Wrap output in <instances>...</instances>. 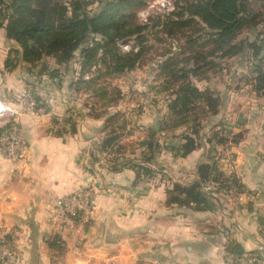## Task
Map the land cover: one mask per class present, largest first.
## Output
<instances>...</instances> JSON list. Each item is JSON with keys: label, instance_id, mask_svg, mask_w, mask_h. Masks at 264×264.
Segmentation results:
<instances>
[{"label": "crops", "instance_id": "0c3cea01", "mask_svg": "<svg viewBox=\"0 0 264 264\" xmlns=\"http://www.w3.org/2000/svg\"><path fill=\"white\" fill-rule=\"evenodd\" d=\"M14 51L21 49L1 29L0 98L18 105L17 99L29 93L34 71L23 61L15 70H6ZM74 65L60 79L49 78L38 89L47 113H26L20 118L21 137L28 145L24 162L8 159L0 144V230L13 237L19 264H225V253L234 244L245 253L264 246L260 101L223 106L200 133L201 147L187 156L182 148L184 135L193 133L191 124L170 130L168 114L158 119V111L148 110V116L133 121L143 132H132L123 153L113 155V160L108 153L107 160L113 163L108 165L98 160L109 116L92 113L91 102L75 85L79 68ZM71 110L82 113L80 125L75 131L70 125L56 129L54 120ZM152 127L160 132L161 149L154 163L146 164L143 158L149 152L138 143ZM214 129L229 143L209 142ZM238 135L242 138L234 144L232 136ZM214 162L221 172L241 180L243 193L223 192L216 183L213 211L184 203L175 185L194 184L200 166ZM133 165L149 168L153 175L137 174ZM89 185L97 189L92 216L67 228L54 216L57 201Z\"/></svg>", "mask_w": 264, "mask_h": 264}, {"label": "trees", "instance_id": "16d2710c", "mask_svg": "<svg viewBox=\"0 0 264 264\" xmlns=\"http://www.w3.org/2000/svg\"><path fill=\"white\" fill-rule=\"evenodd\" d=\"M93 2L95 3L96 0H0V30L5 29L7 37L21 48V52L12 53L13 55L6 63V70H15L22 61L39 68L43 61L49 62L54 59L58 66L50 68L46 65L43 75H48L54 80L60 79L65 73L63 68L75 59L80 47L91 35H96L101 36L102 39H93L85 47L82 53L83 67L92 65L99 51L102 50L106 65L112 67L114 73L124 74L137 67L143 50L141 49L138 54L120 55L114 47L117 40L134 38L143 45L147 30L165 25L176 27L179 32L189 27L197 28L196 34H205L209 37V41L197 47L193 55L184 59L186 63L193 64L192 67L178 68L179 62L172 59L161 63L159 75L165 80L164 90L178 88L174 91L177 99L173 102L172 109L176 110L182 106V113L186 115L182 119L171 118L168 128L170 130L191 124L188 114L202 100L209 105L214 102L212 99H207L205 92L192 82L193 78L204 76L205 66L211 65L207 62L209 56L205 55L203 46L208 44L214 46L213 51L209 53L210 56H215L217 53L225 57L238 55L242 51L234 41L249 25L246 16L248 0H179L174 14L163 18L159 16L148 26L138 24L136 18V12L146 7L145 0H104L101 12L91 14L88 7ZM174 34V30L169 31V35ZM199 41L191 37L189 43L198 45ZM198 49L201 51H197ZM255 49L258 56L264 47H255ZM257 68L255 91L264 97V64ZM30 93H32L31 90ZM35 99L38 103H42L39 97ZM221 107L214 106V109L208 107V113L215 116L220 112ZM112 118L108 119V123L112 121ZM69 125L71 130L75 131L76 124L72 120ZM159 133L155 128H149V137L141 144L149 152L143 158L146 164H153L156 152L161 149L157 141ZM198 133L193 131L191 135H184L186 143L182 148L183 156L201 147ZM3 134L4 131L1 130L0 136ZM241 138V135L232 136L231 140L234 144H238ZM118 139V136H111V133L107 132L105 142L100 149L105 150L114 145ZM209 142L225 146L229 140L223 137L221 131L214 129L212 140ZM123 151L111 149V154L117 155ZM92 159L97 161L95 155ZM133 167L137 168V174L143 171L147 176L153 175V171L149 168L139 165H133ZM113 169L119 171L118 168L113 167ZM158 173L163 174V170L158 169ZM198 175L199 181L194 184L186 187L175 185L174 189L180 193V197L184 198V203L195 204L200 210L215 209L214 191L206 192L203 189L209 182L217 183L220 190L226 193L233 191L243 193L244 191L241 180L235 174L227 176L221 172L216 162L200 166ZM232 253L242 260L251 257L255 252L245 253L240 245L234 244Z\"/></svg>", "mask_w": 264, "mask_h": 264}, {"label": "rangeland", "instance_id": "374dc122", "mask_svg": "<svg viewBox=\"0 0 264 264\" xmlns=\"http://www.w3.org/2000/svg\"><path fill=\"white\" fill-rule=\"evenodd\" d=\"M103 1L104 0H96L95 3L93 2L94 4L92 3L88 7L89 13L94 14L101 12L103 9ZM147 1L148 0H145L146 7ZM144 9H140L136 12L137 22L140 25H142V23L139 14ZM247 10L248 13L246 16L248 17L249 25L234 41L242 51L240 54L225 57L222 56L221 53H217L215 56H210L209 53L213 51L214 46L211 44L203 46L205 48L204 51H206L205 55L209 56L207 62H210L211 65L205 66L206 71L204 76L196 79L193 78L192 82L195 86H200L204 89L206 98L209 100L212 99L214 102H211L209 105L202 100L194 106L188 114L192 122L191 127L193 131L199 132V136L211 118V115L208 113V107L214 109V106L219 108L233 102L236 103L235 105L237 106L240 101H242V104H246L249 101H260L262 103L260 104L262 108L259 110L261 121L258 126H262L264 121V97L262 94H258L255 91V80L258 77L257 67L264 64V49L258 56L255 49V47H264V0H248ZM157 18L158 16L152 21L155 22ZM170 30H174L175 34L172 36L169 35ZM196 31L197 28L189 27L179 32L176 27H169L167 25L157 29L147 30L146 40L143 45L136 39L140 48L143 50V55L137 67L133 71L124 74L114 73L112 70L113 68L106 65L104 61V52L101 55L100 51L96 61L92 65L85 68L83 67L82 53L85 47H87L93 39H102L101 36L91 35L85 44L80 47L76 53L75 59L67 67L63 68L65 72H68L71 67H75L74 64L77 63L79 75L76 77V80H74L75 85H77L78 91L82 92L84 96L83 99L91 102L92 113L96 116L108 114L110 118L113 117L112 121H109L108 133H111V136H118L119 139L114 145L105 148V150H101L100 148H102V143L105 142L106 136L103 140H100L99 155L101 160L98 161L107 163L108 165L113 164L110 163V158L112 157L113 160L114 157L111 154V149L122 152L127 147L125 143L127 139H130L129 137L132 132H143L141 127L139 128L133 125V121L148 116V110L151 112L158 111V119L168 114L169 121L173 117L182 119L186 116L182 113V106L176 110L175 108L172 109L173 102L177 99L174 91H177L178 88L174 87L169 91H165V80L161 78L159 74L161 63H165L168 59L178 61V68L192 67L193 64L186 63L184 59L193 55L197 47L209 41V37L205 34L198 35ZM191 37L200 40L199 44L193 45L189 43ZM114 47L118 50L120 55H125L122 54L116 46ZM197 51H201V49ZM46 65H49L48 67L50 68L58 66L54 59L49 62L43 61L39 68L32 66L31 69L34 71L31 75L33 81L30 84V89H28L29 93L30 90L34 93V95L31 93L34 98L39 97L42 100L40 105L43 111L40 114H45L48 111L46 101L41 97L38 90L42 87L44 81L50 78L48 75H43ZM95 66L97 69L93 71ZM87 76H90V79L86 80L85 78ZM50 79L54 80L52 78ZM209 84L213 86H211V89L207 86ZM17 103L19 104V101H17ZM7 104L11 105L10 103ZM234 108L235 106H233V109ZM77 111H69L67 113V115H70L69 118L65 115V117L55 119V124L53 125H56V129L58 130H66L70 120L73 119V123H75L74 120H77L75 124L79 126L82 113ZM166 127L169 128V124L166 125ZM1 130L3 129H0V131ZM123 140L124 144H120ZM145 140L138 143L140 148L143 147L141 144ZM101 154L105 156L102 157ZM107 157H109L110 161L107 160Z\"/></svg>", "mask_w": 264, "mask_h": 264}, {"label": "built area", "instance_id": "2783aa9c", "mask_svg": "<svg viewBox=\"0 0 264 264\" xmlns=\"http://www.w3.org/2000/svg\"><path fill=\"white\" fill-rule=\"evenodd\" d=\"M179 0H148L147 7L139 14L143 26L152 23L155 17L171 16L177 11ZM115 46L122 54H138L141 50L136 39L117 40ZM103 51H100L102 55ZM97 67L93 68L95 71ZM90 79V76L85 78ZM18 105H9L0 98V129H3L4 135L0 137L5 156L15 162H24L28 145L21 137L19 120L26 113H41L43 109L40 103L31 95L23 93L19 99ZM206 192L215 191L216 183L210 182L204 186ZM97 189L95 185H89L84 190L62 198L57 201L54 210V216L67 228H71L81 219L88 220L95 210V198ZM0 264H19V255L16 243L10 234H5L0 230ZM225 264H264V246L260 247L255 253L242 260L238 259L232 251L225 253Z\"/></svg>", "mask_w": 264, "mask_h": 264}, {"label": "water", "instance_id": "95a60500", "mask_svg": "<svg viewBox=\"0 0 264 264\" xmlns=\"http://www.w3.org/2000/svg\"><path fill=\"white\" fill-rule=\"evenodd\" d=\"M157 130H159V126H157Z\"/></svg>", "mask_w": 264, "mask_h": 264}]
</instances>
